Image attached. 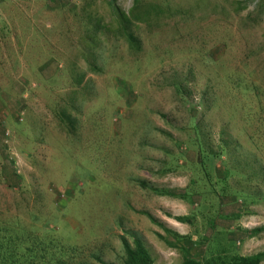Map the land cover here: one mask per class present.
<instances>
[{"label":"rangeland","instance_id":"obj_1","mask_svg":"<svg viewBox=\"0 0 264 264\" xmlns=\"http://www.w3.org/2000/svg\"><path fill=\"white\" fill-rule=\"evenodd\" d=\"M139 1L132 48L134 0H0V238L31 264H122L133 236L180 264L144 213L194 257L264 251V2Z\"/></svg>","mask_w":264,"mask_h":264},{"label":"trees","instance_id":"obj_2","mask_svg":"<svg viewBox=\"0 0 264 264\" xmlns=\"http://www.w3.org/2000/svg\"><path fill=\"white\" fill-rule=\"evenodd\" d=\"M262 2H264V0H259L260 5ZM139 4H140L139 0H134V5L131 8V10L129 11V13H127V14L122 12L119 8H116V7L114 8V11L116 12V16H117V18L119 20V24H120V29H119L120 34L122 36H124L127 43L132 48L137 47V42H136V38L133 36L131 27L134 26L136 23L138 24L142 21L144 23L146 22L148 25H149V22H153V21L147 20L149 18V16H148L149 11H151L150 9H153V8H148V7L139 5ZM155 9L161 11V9L159 7H156ZM94 29L98 31L97 27H94ZM222 145H224L225 147L224 148L221 147V154L223 151L226 152V149L230 148V145L227 143H222ZM206 154L207 153H203V152L201 153V155L203 156L201 158H203V160H204V158H206L205 157ZM208 154H210V153L208 152ZM210 156L220 157L221 155L219 153H211ZM211 167H213V170H215V166L212 165V163L208 164L206 166H203V174H204V178H205L204 180L205 181L208 178L210 180L209 168H211ZM231 171H232L233 175L238 174L233 167L231 168ZM197 180H199V178L192 179V181H191L192 184L195 185L198 183V184L202 185V183L197 182ZM216 180H217V178H216ZM203 184H204V182H203ZM216 186H217V184H216ZM210 190H212V189H210ZM151 191L160 197H169L172 199L183 200V201L188 199L190 196L189 195L190 192H187V191H185V192H183V191L180 192V191H176V190L166 191V190H160V189H151ZM202 192H205V193L203 195L198 194L199 198L201 200H205V198L210 194V191L209 190H207V191L202 190ZM225 192H226L225 190L222 191V195H224ZM232 200L235 202L238 199L232 198ZM144 215L150 220V222L152 224L162 228L164 230V232L168 234L167 237H165V238L158 235L159 239L165 241L170 247H175L176 244H180L179 248H180V251L183 255L182 261L180 264H262L264 262V251L250 255V256H242V255L233 253L232 249H234V246H235L233 244H227V246H221V245L219 246L218 245V248L214 252H206V253H204L203 257H201V258L194 257L190 254V251L186 249L187 244L188 245H195V243H193L191 241L190 237H182V236L177 235L176 233L168 231V230L164 229L161 226V224H159L152 216H150L147 213H144ZM174 220H176L178 223H181V224L190 223V220L188 217H177ZM263 231H264V227L254 229L251 231H245L244 230V233L248 237H253V236H256V235L262 233ZM120 241H121V245H122V249H123L122 264H154L150 254L148 253L147 249L144 247L143 243L141 242V240L139 238L133 236L131 243H129L124 237H122L120 239ZM4 244L5 243L3 242V239L0 238V264H16V263L17 264H31V263H29L27 258H23L24 257L23 254H16V256H17L16 257V256L12 255L11 253H8L9 248L8 247L4 248ZM196 245H198V243ZM4 249L6 250L5 254H7L8 256L1 253ZM94 259L98 264H108V263L104 262L101 258L95 257Z\"/></svg>","mask_w":264,"mask_h":264},{"label":"built area","instance_id":"obj_3","mask_svg":"<svg viewBox=\"0 0 264 264\" xmlns=\"http://www.w3.org/2000/svg\"><path fill=\"white\" fill-rule=\"evenodd\" d=\"M34 1H39V0H34Z\"/></svg>","mask_w":264,"mask_h":264}]
</instances>
